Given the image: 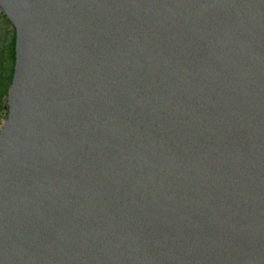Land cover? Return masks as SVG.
<instances>
[{
  "label": "water",
  "instance_id": "water-1",
  "mask_svg": "<svg viewBox=\"0 0 264 264\" xmlns=\"http://www.w3.org/2000/svg\"><path fill=\"white\" fill-rule=\"evenodd\" d=\"M0 10V264H264V0Z\"/></svg>",
  "mask_w": 264,
  "mask_h": 264
},
{
  "label": "trees",
  "instance_id": "trees-1",
  "mask_svg": "<svg viewBox=\"0 0 264 264\" xmlns=\"http://www.w3.org/2000/svg\"><path fill=\"white\" fill-rule=\"evenodd\" d=\"M0 17L10 27V34L0 27V126L7 115V96L14 71L15 28L0 10Z\"/></svg>",
  "mask_w": 264,
  "mask_h": 264
},
{
  "label": "rangeland",
  "instance_id": "rangeland-1",
  "mask_svg": "<svg viewBox=\"0 0 264 264\" xmlns=\"http://www.w3.org/2000/svg\"><path fill=\"white\" fill-rule=\"evenodd\" d=\"M0 27H2V29L4 28V30H6V32H8V33L10 34V32H11L10 27L7 26V25L3 22V20L1 19V17H0Z\"/></svg>",
  "mask_w": 264,
  "mask_h": 264
}]
</instances>
